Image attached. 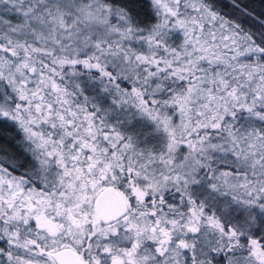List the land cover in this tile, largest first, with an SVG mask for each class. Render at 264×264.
<instances>
[{"label":"snow or ice","instance_id":"6c2138e0","mask_svg":"<svg viewBox=\"0 0 264 264\" xmlns=\"http://www.w3.org/2000/svg\"><path fill=\"white\" fill-rule=\"evenodd\" d=\"M237 13L0 0V264H264V20Z\"/></svg>","mask_w":264,"mask_h":264},{"label":"trees","instance_id":"16d2710c","mask_svg":"<svg viewBox=\"0 0 264 264\" xmlns=\"http://www.w3.org/2000/svg\"><path fill=\"white\" fill-rule=\"evenodd\" d=\"M240 4L247 9L251 16L242 15L237 13V16L240 19V23L245 29L252 28L256 30L260 26V21L264 20V0H239ZM224 3H229V0H224ZM225 12L230 11L229 8L223 9ZM255 17L256 19H253ZM141 130L140 125L134 123L133 126H130L129 131H139ZM15 133L8 129L0 130V142L10 138Z\"/></svg>","mask_w":264,"mask_h":264}]
</instances>
